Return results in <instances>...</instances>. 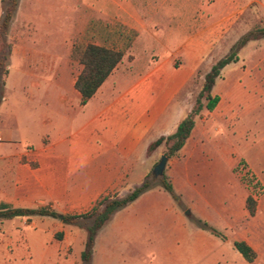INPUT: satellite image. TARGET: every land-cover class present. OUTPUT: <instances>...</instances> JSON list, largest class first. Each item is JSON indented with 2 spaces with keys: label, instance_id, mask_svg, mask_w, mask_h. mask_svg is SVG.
<instances>
[{
  "label": "crops",
  "instance_id": "0c3cea01",
  "mask_svg": "<svg viewBox=\"0 0 264 264\" xmlns=\"http://www.w3.org/2000/svg\"><path fill=\"white\" fill-rule=\"evenodd\" d=\"M112 1L120 8L122 3H133L132 0ZM185 15L178 18L177 30L172 35L188 30L193 32L194 35L175 54L182 58L185 50L189 62L177 65L173 56L154 62L147 57L126 62L124 54L123 61L86 105L81 104V94L75 88L78 76L69 75L67 80L59 74L22 73L16 78L13 91L20 100H25L24 106L37 104L41 115L31 118L35 126L32 140L24 141L16 137L10 127L0 126V208L2 204L22 209L49 208L63 217L83 214L102 197L128 194L133 187L139 186L137 181L143 182L149 176L156 153L161 147L166 148L162 145L149 154L150 145L161 137L174 134L191 113L193 108L186 111L181 97L201 71L206 58L204 54L214 47L215 37L224 35L228 25L223 15L213 22L207 21L205 16H195L190 23L186 22ZM109 19L104 10H98L97 23L93 26L104 27ZM147 21L154 28L155 25L159 27L151 20ZM147 34L154 35L151 31ZM95 45L106 47L99 41ZM216 63H210L201 76L202 81ZM237 63L225 67L222 75ZM243 69L246 72L245 67ZM9 83L10 80L3 91L1 104L9 105L14 96L9 92L5 94ZM214 89L213 95L219 96L220 102L213 112L207 111L201 139L195 141L199 116L184 148L169 159L185 157L186 166L179 171L188 178L191 176L188 162L198 163L199 159L212 160L217 156L229 160L233 145L216 143L215 135L221 136L222 130H228V125L235 121L241 122L244 131L248 130L252 112L249 109L240 112L237 106L245 90L235 85L230 93L220 96ZM229 97L233 99L232 105L224 106ZM158 209L166 215L169 210L162 205H146L145 216L150 217V213ZM175 217L170 223L163 218L157 222L158 226H169L176 232L163 242L161 264H263L260 251L253 262H248L234 247V242L200 229L197 221L198 229L191 233L185 216L177 213ZM33 218H39V227ZM54 219L34 216L0 220V264H71L68 255L74 240H69L67 235L64 241L54 240L51 230L58 226ZM150 220H143L139 213L131 217L129 213L117 212L102 229L112 227L115 234L100 241L102 231L99 233L92 264H119L127 259L119 251L118 243L142 244L151 238L144 240L116 234L126 232L129 226L144 227L151 223ZM60 225L62 229L67 226L63 221ZM30 228L31 231H26ZM238 241H245L253 248L248 239ZM85 242L83 238L79 244L82 251ZM109 243H113L112 246ZM82 251L77 256L81 264Z\"/></svg>",
  "mask_w": 264,
  "mask_h": 264
},
{
  "label": "rangeland",
  "instance_id": "374dc122",
  "mask_svg": "<svg viewBox=\"0 0 264 264\" xmlns=\"http://www.w3.org/2000/svg\"><path fill=\"white\" fill-rule=\"evenodd\" d=\"M132 1L122 3L120 8L112 0H19L9 31L3 33L0 30V126L4 124L10 127L16 137L24 141L33 139L35 126L31 118L39 117L41 113L37 104L24 106L22 103L25 100H20L13 91L14 81L22 73L59 74L67 80L69 75L76 78L82 70L77 53L98 41L106 47L123 51L126 62L146 57L154 62L173 56V61L181 65L182 62H189L187 52L184 50L182 58L175 54L194 34L188 30L172 35L177 30L175 25L178 18L186 13V22H192L195 16H205L207 21L213 22L223 15L228 24L224 35L215 37L214 47L204 54L206 58L201 71L181 97L186 111H190L204 84L201 76L209 69L210 63L228 56L233 46L247 34L258 30L264 33V0ZM9 2L0 0V25L4 8ZM230 7H233L232 10H229ZM98 10H104L111 20V23L107 20L106 25L99 29L93 26L97 23ZM147 20L159 27L155 25L154 28ZM147 31L153 34L155 31V34L148 35ZM239 57V63L218 79L214 90L220 96L230 93L235 85L245 90L237 106L240 112L246 109L252 112L248 118V130L244 131L241 122L235 121L228 125V130H222L221 136L215 135L216 143H229V147L233 145L234 151L229 160L217 156L212 160L199 159L198 163L188 162L187 167L191 171L189 178L181 172L186 166L185 157L169 160L164 175L154 177L153 171L162 158L159 156H164L166 152V148L161 147L149 174L154 187L134 204L118 211L122 215L129 213L131 217L139 213L140 218L146 221L151 219V223L140 228L131 227L132 230L129 226L126 232L116 235L151 239L142 244L118 243L119 251L127 257L119 264H138L140 261L146 264L163 263V242L176 232L169 226H158L157 222L163 218L170 223L177 213L183 214L189 221L191 233L198 229L196 221L204 220L225 234L228 241L248 239L256 253L260 251L264 264V36L250 41L240 51ZM8 80L10 83L5 94L9 92L14 96L9 105H5L1 104V98ZM63 85L68 88V84ZM232 101L229 97L224 106L230 107ZM207 117L208 112L205 110L197 126L195 141L201 139L205 124L203 120ZM179 168L182 170L179 171ZM164 176L172 182L178 200L162 187ZM143 182L136 183L141 185ZM250 196L256 202L254 216L248 209L247 200ZM146 205H162L169 210L166 215L158 209L147 217ZM33 222L40 226L39 218H33ZM53 222L58 225L51 230L54 240L64 241L66 235L69 240H74L68 257L71 264H81L77 256L83 249L79 244L83 238L86 239V230L72 225L62 229L60 219H54ZM59 234L63 235L61 240L57 238ZM109 234H115L112 227L102 231L100 241ZM112 244L109 243V246Z\"/></svg>",
  "mask_w": 264,
  "mask_h": 264
},
{
  "label": "trees",
  "instance_id": "16d2710c",
  "mask_svg": "<svg viewBox=\"0 0 264 264\" xmlns=\"http://www.w3.org/2000/svg\"><path fill=\"white\" fill-rule=\"evenodd\" d=\"M9 1V5L4 8V16L0 25V30L3 33L9 31L19 4V0ZM262 36H264V33H261L260 30L247 34L233 46L228 56L219 60L211 68L210 72L205 75L202 90L197 97L191 113L181 122L174 134L167 137H161L156 142L152 143L149 147V154L154 153L159 147L165 145L167 148L165 156L171 159L184 148L195 128L196 119L201 116L205 110L213 112L220 102V97L213 95V89L217 80L221 78L222 71L228 65L239 62L240 51L250 41L258 40ZM77 57L79 64L82 66V70L78 75L75 88L81 94V104L86 105L95 96L97 91L110 77L117 66L123 61L124 52L95 44H89L84 50L77 53ZM161 185L175 199H179V196L174 191V186L172 182L169 181L168 177L164 176L162 178ZM153 187L154 182L151 179V175H149L141 185L137 186L125 197L121 198L114 195H107L97 201L93 208L87 213L64 216L62 221L65 225L79 226L86 230L87 238L84 250L81 254L82 264H92L96 239L102 229L112 221L115 214L137 201ZM247 203L250 214L254 216L256 212V202L254 198L250 196ZM34 216L60 219L61 214L49 208L22 209L12 208L6 204H2L0 208V220ZM89 221H91L90 224L88 223ZM197 226L224 241L227 240L225 234L211 226L207 221L198 220ZM57 238L61 240L63 235L59 234L57 235ZM234 247L248 262H253L257 258L255 250L245 241H235Z\"/></svg>",
  "mask_w": 264,
  "mask_h": 264
},
{
  "label": "water",
  "instance_id": "95a60500",
  "mask_svg": "<svg viewBox=\"0 0 264 264\" xmlns=\"http://www.w3.org/2000/svg\"><path fill=\"white\" fill-rule=\"evenodd\" d=\"M168 160L169 158L167 156H162L160 163L155 167V170L153 171L154 177H162L164 175ZM63 218V216H60V219L63 220Z\"/></svg>",
  "mask_w": 264,
  "mask_h": 264
},
{
  "label": "built area",
  "instance_id": "2783aa9c",
  "mask_svg": "<svg viewBox=\"0 0 264 264\" xmlns=\"http://www.w3.org/2000/svg\"><path fill=\"white\" fill-rule=\"evenodd\" d=\"M0 141H2V138L0 137Z\"/></svg>",
  "mask_w": 264,
  "mask_h": 264
}]
</instances>
